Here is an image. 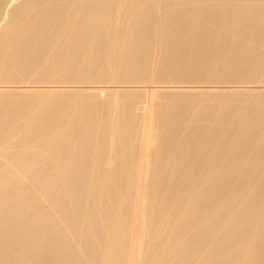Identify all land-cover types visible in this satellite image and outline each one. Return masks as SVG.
<instances>
[{"label": "bare ground", "instance_id": "bare-ground-1", "mask_svg": "<svg viewBox=\"0 0 264 264\" xmlns=\"http://www.w3.org/2000/svg\"><path fill=\"white\" fill-rule=\"evenodd\" d=\"M0 264H264V0H0Z\"/></svg>", "mask_w": 264, "mask_h": 264}]
</instances>
